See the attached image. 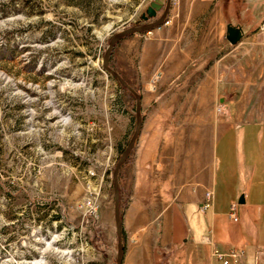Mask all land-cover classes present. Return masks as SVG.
Here are the masks:
<instances>
[{
  "label": "rangeland",
  "instance_id": "374dc122",
  "mask_svg": "<svg viewBox=\"0 0 264 264\" xmlns=\"http://www.w3.org/2000/svg\"><path fill=\"white\" fill-rule=\"evenodd\" d=\"M149 1L0 0V264H114L111 175L133 130L134 98L100 61L113 33L143 22ZM239 17L247 32L250 14L242 10ZM150 30L135 32L141 33L135 41L133 33L117 40L108 59L114 71L128 73L127 82L118 75L139 94L144 125L160 112L144 105L160 71H151L143 85L133 64L126 71L125 57H139ZM239 39L217 51L249 56ZM182 96L168 95L175 105L166 116L170 133L181 132L188 112L180 109ZM217 103L215 134L222 113ZM137 137L117 172L123 250L135 240L126 238L137 207L125 186ZM151 195L154 232L164 199L157 189ZM153 263L168 264L164 252L154 249Z\"/></svg>",
  "mask_w": 264,
  "mask_h": 264
},
{
  "label": "crops",
  "instance_id": "0c3cea01",
  "mask_svg": "<svg viewBox=\"0 0 264 264\" xmlns=\"http://www.w3.org/2000/svg\"><path fill=\"white\" fill-rule=\"evenodd\" d=\"M242 10L251 17L247 32L239 22ZM263 17L264 0H176L166 15L170 22L144 35L139 57H125L126 71L133 64L143 85L155 68L161 76L144 102L160 112L145 125L141 112L132 180L125 186L137 209L125 231L135 240L126 242L121 264H154V249L164 252L168 264H217L213 248L241 250L239 264H264V31L258 29ZM227 24L240 28L237 46L247 47L249 56L217 51L229 45ZM133 35L135 41L141 33ZM120 69L127 82L128 73ZM170 93L183 95L180 109L188 111L180 133H170ZM227 94L219 103V95ZM215 99L222 111L216 134ZM155 189L164 203L153 232L147 207ZM206 192L210 205L201 212ZM231 204L235 221L228 217Z\"/></svg>",
  "mask_w": 264,
  "mask_h": 264
},
{
  "label": "water",
  "instance_id": "95a60500",
  "mask_svg": "<svg viewBox=\"0 0 264 264\" xmlns=\"http://www.w3.org/2000/svg\"><path fill=\"white\" fill-rule=\"evenodd\" d=\"M170 6V0H151L148 2L147 6L145 7L144 11L140 14V19L143 21L140 24H133L131 26H128L126 28H123L115 33H113L110 38L107 41V44L105 46L103 55L101 57L100 65L104 72L108 73L120 86L125 87L133 96L134 98V125L132 133L122 149L117 161L115 162L113 169H112V192H113V220H114V226H115V233L117 236V242H116V256L114 264H120L121 257H122V244H121V228H120V217H119V211H118V186H117V172L119 169V166L121 162L127 157L129 151L133 147V144L135 142V139L137 137V134L140 129L141 124V117H140V103H139V94L133 90L129 85L125 83L121 79V77L118 75L116 71H114L109 65H108V59L109 54L111 52L113 44L119 40L120 38L127 36L129 34L135 33V32H143L148 31L152 28L158 27L163 22L164 18L167 15L168 9ZM162 8L161 13L155 17V12L159 11V9ZM150 18H154L152 21H147ZM225 38L230 44H235L237 40L241 37V31L240 28L237 26H232L230 24L226 25L225 28ZM231 94L227 95H219L218 102L223 103L225 100H227Z\"/></svg>",
  "mask_w": 264,
  "mask_h": 264
},
{
  "label": "built area",
  "instance_id": "2783aa9c",
  "mask_svg": "<svg viewBox=\"0 0 264 264\" xmlns=\"http://www.w3.org/2000/svg\"><path fill=\"white\" fill-rule=\"evenodd\" d=\"M176 0H170L171 4H174ZM168 18H164L161 25H167L169 23ZM258 29L264 31V17L261 23L258 25ZM210 194L208 192L205 193V199L200 204V211L204 212L207 207L210 205ZM234 205H230V212L228 217L232 220H236V216L233 213ZM212 257L216 260L217 264H239L240 256L242 255V251L235 248H227L224 250H220L217 248H213L211 251Z\"/></svg>",
  "mask_w": 264,
  "mask_h": 264
},
{
  "label": "trees",
  "instance_id": "16d2710c",
  "mask_svg": "<svg viewBox=\"0 0 264 264\" xmlns=\"http://www.w3.org/2000/svg\"><path fill=\"white\" fill-rule=\"evenodd\" d=\"M115 44V43H114ZM114 44H113V46H114ZM113 46H112V48H113ZM111 51H112V49H111ZM110 54H111V52H110ZM110 54H109V57H110ZM123 250V249H122Z\"/></svg>",
  "mask_w": 264,
  "mask_h": 264
}]
</instances>
